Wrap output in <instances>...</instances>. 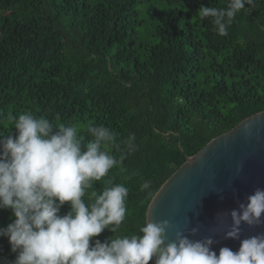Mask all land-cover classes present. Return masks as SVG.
I'll list each match as a JSON object with an SVG mask.
<instances>
[{
    "label": "trees",
    "instance_id": "16d2710c",
    "mask_svg": "<svg viewBox=\"0 0 264 264\" xmlns=\"http://www.w3.org/2000/svg\"><path fill=\"white\" fill-rule=\"evenodd\" d=\"M139 1L0 0V134L15 137L25 112L76 125L84 143L92 125L109 127L118 142L135 134L136 150L93 188L111 180L129 189L118 235L139 234L151 199L188 157L264 110V0L246 4L227 36L197 12L228 0H168L193 11H149L142 20ZM144 180L151 195L140 191ZM69 211L65 204L60 214ZM10 217L0 210V228ZM16 255L0 237V264Z\"/></svg>",
    "mask_w": 264,
    "mask_h": 264
},
{
    "label": "clouds",
    "instance_id": "9594fccd",
    "mask_svg": "<svg viewBox=\"0 0 264 264\" xmlns=\"http://www.w3.org/2000/svg\"><path fill=\"white\" fill-rule=\"evenodd\" d=\"M252 0H228L226 7L203 6L200 19H211L220 36ZM16 135L0 134V210H11L12 222L0 228L16 253L13 264H264V233L241 240L237 252L222 247L219 255L211 248V236L190 239L199 226L176 231L169 240L168 220L147 218L139 234L118 235L127 214L129 189L111 180L100 191L94 185L122 167L126 155L136 150L135 134L118 142L117 133L104 125L88 127L90 142L78 134L76 125L54 126L43 116L25 112L15 118ZM251 136L250 126L244 129ZM115 149L119 155L105 149ZM242 165H237V173ZM150 180L140 191L151 189ZM87 197V200H85ZM68 204L70 211L61 215ZM264 189L257 188L246 204L229 214L231 223L222 232L225 239H240L241 225L264 224ZM224 218L223 216L218 217ZM109 230L105 242L93 238ZM221 231H213V233Z\"/></svg>",
    "mask_w": 264,
    "mask_h": 264
},
{
    "label": "water",
    "instance_id": "95a60500",
    "mask_svg": "<svg viewBox=\"0 0 264 264\" xmlns=\"http://www.w3.org/2000/svg\"><path fill=\"white\" fill-rule=\"evenodd\" d=\"M246 126L251 129L247 138ZM238 164L242 165L239 173ZM257 188L264 189V110L213 138L188 157L153 196L145 219L168 220L172 225L169 240L176 231L187 235L188 230L199 226L197 235L189 236L190 239L211 236L215 241L211 248L217 255L222 247L237 252L241 240L264 233V224L252 227L242 224L240 239H225L222 231L231 223L227 214L246 204L247 197ZM220 216L224 218L218 219Z\"/></svg>",
    "mask_w": 264,
    "mask_h": 264
},
{
    "label": "rangeland",
    "instance_id": "374dc122",
    "mask_svg": "<svg viewBox=\"0 0 264 264\" xmlns=\"http://www.w3.org/2000/svg\"><path fill=\"white\" fill-rule=\"evenodd\" d=\"M179 9L185 15H189L192 13V8L188 7L186 3L180 2L179 4L169 5L168 0H141L138 4V11L140 12V20L145 19L147 17L148 12L150 11L153 14H161L166 15L169 10ZM9 110L6 114H9ZM2 114V113H1ZM3 115V114H2Z\"/></svg>",
    "mask_w": 264,
    "mask_h": 264
}]
</instances>
